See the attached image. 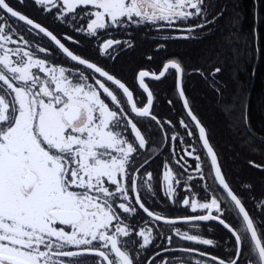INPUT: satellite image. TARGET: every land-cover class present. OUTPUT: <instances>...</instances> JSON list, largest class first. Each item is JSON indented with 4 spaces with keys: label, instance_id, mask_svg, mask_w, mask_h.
<instances>
[{
    "label": "snow or ice",
    "instance_id": "obj_1",
    "mask_svg": "<svg viewBox=\"0 0 264 264\" xmlns=\"http://www.w3.org/2000/svg\"><path fill=\"white\" fill-rule=\"evenodd\" d=\"M17 2L23 4L24 0ZM33 3L45 12L55 9L58 20L64 21L71 15L72 20L86 21V27H78L76 31L91 37H96L100 30L126 24L164 21L171 27L176 21L205 15L204 0H33ZM78 9L83 11L78 12ZM12 18L23 22L28 32L38 30L49 37L67 59L91 72L58 66L40 58L37 52L48 55L49 50L33 46L9 23ZM209 23L212 21L204 20L181 29L184 34L172 38H193L196 29ZM124 43L105 39L99 46L100 53L105 55L114 45ZM147 59L151 61L152 57ZM220 71L221 68L216 67L210 74L215 76ZM173 73L176 93L195 122L199 139L210 158L209 174L213 179V184L205 185L202 193L192 192L190 186L186 188L189 195L179 202L191 213L200 209L207 210V214L179 219L218 221L231 233L235 241L233 253L226 259L211 256L216 264H241L242 260L247 264H264V232L258 229L254 218L226 181L206 130L189 106L182 86L185 73L182 63L168 59L154 69H138L134 82L146 93V103L138 106L125 82L74 54L56 35L16 10L8 0H0V264H139V253L134 256L131 246L144 250L153 243L154 237L152 228L136 229L126 222L128 216L137 214L129 193L135 194V205L150 220L169 225L176 220L150 210L141 198L137 176L149 161L145 158L139 167L133 165L149 142L124 104L130 106V112L136 117L160 124L152 114L154 96L146 78L160 81ZM180 123L187 127L183 120ZM172 140H176L175 135ZM192 154L186 151V155ZM194 158L200 160L199 156ZM163 169L164 194L175 205L173 182L180 184V180L167 162ZM196 171L204 179L200 163L196 164ZM143 175V187L155 195L151 183L153 173L145 171ZM214 185L226 193L227 200ZM222 203L236 212L235 226L221 218ZM258 206L264 208V202ZM212 210L217 215H213ZM143 223L147 225L149 221ZM173 231L186 241L207 246L215 243L212 239L181 232L179 228ZM133 236L140 239L133 240ZM166 240L171 244L173 236L168 235ZM182 251L196 250L184 248ZM160 256L161 252H156L149 264H156ZM160 264L170 262L161 259ZM176 264H184V261L177 259ZM195 264H207V261L197 260Z\"/></svg>",
    "mask_w": 264,
    "mask_h": 264
},
{
    "label": "trees",
    "instance_id": "obj_2",
    "mask_svg": "<svg viewBox=\"0 0 264 264\" xmlns=\"http://www.w3.org/2000/svg\"><path fill=\"white\" fill-rule=\"evenodd\" d=\"M8 2L16 10L51 31L74 54L96 63L120 78L133 91L138 106L145 103V97L134 82L137 70L149 67L154 69L168 59L179 60L185 68L182 86L189 106L206 130L222 174L250 216L254 218L258 229L264 232V208L258 206L264 202V167L253 166H264V0H204L205 17L192 18L179 27L186 28L204 20L212 23L206 24L202 29H196L192 34L193 38L190 39H174L172 37H175L177 32L157 29L148 23L129 25L122 30L99 31L96 37H91L76 31L78 27H86L84 20L79 18L72 20L71 15L64 21L58 20L55 18V9L51 13L45 12L35 5L33 0H24L23 4L17 0ZM77 11L82 12L83 9ZM9 23L16 26L21 33H28L26 26L15 19H9ZM33 33L34 35L26 34V39H33L34 46L39 45L49 50L48 55L37 52L40 58H46L58 66L79 68L90 73L66 59L40 34L35 31ZM109 33H114L110 38L127 41V44H119L112 52L101 55L99 46L108 39ZM129 43L131 47L127 46ZM149 56L152 57L151 61L147 59ZM216 67L221 68V71L212 76L210 73ZM147 82L154 96L152 114L157 117L160 124L150 119L135 118L127 104H124L125 110L135 122H138L149 142L148 148L136 156L133 165L139 167L145 158L149 161L137 176L141 198L150 210L160 214L175 213L181 216L201 214L191 213L179 203L185 194H189L182 191L183 187L190 186L192 192L199 194L204 191L205 185L213 184V179L209 174L208 160L199 147L195 129L179 102L174 73L167 75L160 82ZM116 91L121 95L118 90ZM106 102L112 106L109 100L106 99ZM181 120L187 127L181 125ZM189 132L192 135H188ZM174 135L176 140H172ZM186 147L189 150L194 148L203 160L201 168L204 179L200 177L186 179L188 177L186 172L191 168L186 166L185 156L183 160L180 159ZM177 160L180 161L179 164L176 163ZM165 162L173 170L176 179L180 180L176 188L175 205L162 194ZM129 171L132 172V168ZM145 171L153 173L151 183L155 195L143 187ZM214 187L221 197L227 200L217 185ZM129 195L133 197L132 202L137 208V214L134 217L128 216L126 222L133 224L136 229L142 227L144 221L155 224L154 240L151 245L144 250H140L137 245L131 246L134 256L139 253V264H149L156 252H161L156 264H160L161 259L169 261L170 264H176L177 259L183 260L184 264H195L197 260L216 264L210 259L211 256L226 259L233 253L234 237L219 223L207 221L169 225L156 222L150 220L135 205L134 194L130 192ZM221 208L224 212L221 218L235 226L236 212L230 209L227 203H222ZM212 214L217 215L215 210H212ZM175 228H179L181 232L186 231L205 239H212L215 243L213 246H207L183 240L174 234ZM168 235L173 236L171 244L166 240ZM131 239L140 238L133 236ZM163 248H168L169 251H162ZM184 248L196 251L188 253L182 251ZM199 252L208 255L200 256ZM241 264L247 262L242 260Z\"/></svg>",
    "mask_w": 264,
    "mask_h": 264
},
{
    "label": "rangeland",
    "instance_id": "obj_3",
    "mask_svg": "<svg viewBox=\"0 0 264 264\" xmlns=\"http://www.w3.org/2000/svg\"><path fill=\"white\" fill-rule=\"evenodd\" d=\"M203 17H205V16H203ZM190 19H192V18H190ZM189 19V20H190ZM203 20V19H202ZM184 22H186V21H176L171 27L170 26H168V24L166 23V22H164V21H158L157 23H155V24H152V23H148V24H150L151 26H156L157 27V29H167V30H171V31H175V32H177V34H175L174 36H178V35H181V34H184V33H182L180 30L181 29H185V27L184 28H182V27H179V26H182V25H180V24H182V23H184ZM12 24V23H11ZM142 24H146V23H142ZM129 25H136V24H126L125 26H122V27H112V28H109L110 30H122V29H125V28H128V26ZM161 25H163V26H161ZM187 28V27H186ZM109 29H107V30H109ZM100 31H105V30H100ZM118 34H120L119 32H117ZM114 33H112V34H107V35H109V37L108 38H110L111 36L110 35H113ZM114 39V38H113ZM120 41H122V40H120ZM126 43L125 44H127V41H125ZM103 43V42H102ZM101 43V44H102ZM117 46L118 45H114L113 46V48H111L108 52H112L113 50H115L116 48H117ZM199 147H201V146H199ZM201 150H202V148H200ZM186 151L187 152H192L193 154L191 155V156H189V155H186ZM203 151V150H202ZM186 157L185 159H184V162H185V164H186V166L188 167H190L191 169L190 170H188L187 172H186V174L188 175V177L189 176H191V177H200V173L199 172H197L196 171V164L197 163H200V165H201V167H202V164H203V160L201 159V157H200V160L199 161H197L194 157L195 156H199L198 155V153H196L195 152V149L193 148H191V150H189V149H187V147H186V149L184 150V152H183V155H182V157ZM209 163V162H208ZM202 169V168H201ZM188 177H186V179L187 180H189L188 179ZM173 185H174V188H175V196H174V199H175V197H176V195H177V186L179 185V184H175V182H173ZM186 188H188L187 186H185V187H183V189H182V191L183 192H188V191H186ZM162 194H163V196H165V194H164V186H163V183H162ZM189 194H185L184 195V198L186 197V196H188ZM166 197V196H165ZM167 199H168V197H166ZM169 200V199H168ZM119 202V201H118ZM133 203V202H132ZM133 206H134V204H133ZM189 212H190V210H189ZM196 213H201V214H206L207 213V210H200V209H198L197 210V212ZM213 213H214V211H213ZM161 215H163V216H165V217H167V218H169V219H178V218H181V217H184V216H181V215H179V214H175V213H161ZM142 227H150V228H152V230H154V227H155V224L154 223H152L151 221L147 224V225H145V224H143V226ZM207 264H210L209 262H207Z\"/></svg>",
    "mask_w": 264,
    "mask_h": 264
},
{
    "label": "water",
    "instance_id": "obj_4",
    "mask_svg": "<svg viewBox=\"0 0 264 264\" xmlns=\"http://www.w3.org/2000/svg\"><path fill=\"white\" fill-rule=\"evenodd\" d=\"M14 19V18H13ZM19 22V21H18ZM20 23H22L23 24V22H20ZM24 25V24H23ZM36 33H38V30H34ZM38 34H40L42 37H44L48 42H50L63 56H64V54L62 53V51L58 48V46H56L55 45V43L53 42V41H51V39L49 38V37H46V36H44V34H42V33H38ZM65 57V56H64ZM66 58V57H65ZM67 59V58H66ZM69 60V59H68ZM70 61V60H69ZM72 63H74V64H76L75 62H72ZM77 65V64H76ZM77 66H79V65H77ZM79 67H82V68H84V69H86L84 66H79ZM87 70V69H86ZM88 71H90L91 72V70H88ZM96 76L98 77V74H96ZM100 79H103V78H100ZM164 78H162L160 81H162ZM147 81H151V82H160V81H153V80H151V79H148V78H146V82ZM136 86H137V88H138V85L136 84ZM115 87V86H114ZM175 89H176V85H175ZM140 90V89H139ZM119 91V90H118ZM140 92L144 95V97H145V103H146V93H143L142 92V90H140ZM178 96V95H177ZM186 96V95H185ZM187 98V97H186ZM178 99H179V102H180V104H181V107H182V109H183V112H184V114H185V116L187 117V119H188V121L192 124V126L194 127V129H195V131H196V134H197V138H198V141H199V144H200V146H201V148H202V150H203V152H204V154H205V156H206V158H207V160H208V162H209V165H210V158L207 156V152H206V149L203 147V142L199 139V130L196 128V126H195V122L194 121H192L191 120V117H189L188 116V114H187V109H185L184 107H183V103H182V101L180 100V98L178 97ZM128 106V105H127ZM128 108H129V111H130V106H128ZM131 113V112H130ZM131 115L132 116H134L135 118H139V117H136L135 116V114H133V113H131ZM202 125V124H201ZM217 187L219 188V186L217 185ZM219 190L223 193V195L226 197V193H224L223 192V190L222 189H220L219 188ZM227 198V197H226ZM228 199V198H227ZM138 206V205H137ZM139 208V207H138ZM142 211V210H141ZM145 214V213H144ZM146 215V214H145ZM147 216V215H146ZM173 220H176V223H174V224H180V223H187V222H185V221H183V220H181V219H173ZM155 221V220H154ZM157 222V221H156ZM214 222H217L218 223V221H214ZM160 223H164L163 221H160ZM164 224H166V223H164ZM222 226V225H221ZM228 231V230H227ZM229 232V231H228ZM230 233V232H229ZM231 234V233H230Z\"/></svg>",
    "mask_w": 264,
    "mask_h": 264
},
{
    "label": "flooded vegetation",
    "instance_id": "obj_5",
    "mask_svg": "<svg viewBox=\"0 0 264 264\" xmlns=\"http://www.w3.org/2000/svg\"><path fill=\"white\" fill-rule=\"evenodd\" d=\"M21 34H23L24 35V37H25V35L26 34H29V35H34V33L32 32V33H30V32H28V33H21ZM25 39H26V37H25ZM27 40H29L30 42H31V44L34 46V41H33V39H27ZM50 43V42H49ZM51 44V43H50ZM196 132V131H195ZM196 136H197V134H196ZM208 138V137H207ZM198 139V138H197ZM210 143V142H209ZM135 195V194H134Z\"/></svg>",
    "mask_w": 264,
    "mask_h": 264
}]
</instances>
